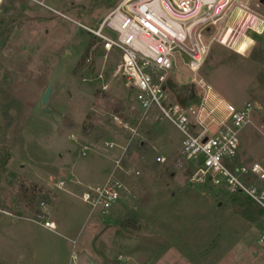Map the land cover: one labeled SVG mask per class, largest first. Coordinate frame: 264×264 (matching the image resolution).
I'll list each match as a JSON object with an SVG mask.
<instances>
[{
    "label": "rangeland",
    "instance_id": "374dc122",
    "mask_svg": "<svg viewBox=\"0 0 264 264\" xmlns=\"http://www.w3.org/2000/svg\"><path fill=\"white\" fill-rule=\"evenodd\" d=\"M123 1L0 0V264H66L94 240L93 256L120 264H264V223L254 225L227 190L188 184L172 125L154 114L131 138L115 124L136 125L135 92L116 71L119 54L82 27L96 28ZM251 38L239 54L213 43L199 72L228 104L253 107L240 134L244 164L264 153V39ZM186 63L177 57L170 76L178 87L192 85ZM119 159L127 196L108 215L90 213L82 192Z\"/></svg>",
    "mask_w": 264,
    "mask_h": 264
},
{
    "label": "built area",
    "instance_id": "2783aa9c",
    "mask_svg": "<svg viewBox=\"0 0 264 264\" xmlns=\"http://www.w3.org/2000/svg\"><path fill=\"white\" fill-rule=\"evenodd\" d=\"M260 1L124 0L96 28H82L101 43L105 52L119 54L116 71L135 92L139 111L136 125L131 127L127 121L113 117L117 127L129 131L132 138L143 122L158 115L182 136L180 163L188 170V184L238 193L258 206L264 217V153L260 161L233 164L240 134L252 125L253 107L249 103L242 108L228 104L199 77L213 43L229 45L237 53V44L247 43L246 50L254 46L252 36L264 39V4ZM180 55L186 57L195 91L189 105L179 104L167 86L171 74L179 73ZM260 135L264 140V127ZM120 170L119 159L103 184L87 186L82 192L80 199L90 213L108 215L127 196L129 190L119 177ZM128 172L139 175L132 169ZM41 227L56 233L52 222L44 221ZM260 240L264 243V236ZM71 243L75 246V241ZM71 258V264H76L75 257Z\"/></svg>",
    "mask_w": 264,
    "mask_h": 264
},
{
    "label": "trees",
    "instance_id": "16d2710c",
    "mask_svg": "<svg viewBox=\"0 0 264 264\" xmlns=\"http://www.w3.org/2000/svg\"><path fill=\"white\" fill-rule=\"evenodd\" d=\"M167 86H168L169 91L172 93L173 97L175 98V100L181 105H189L192 102V100L194 99L195 91H194V87L192 85H186V86L178 87L175 83H173L171 81V79H169ZM140 128H142V125ZM233 164L234 165L240 164L238 157L234 160ZM229 200L230 201L233 200V204L239 210L245 209L244 211H247V214H249V218H251L252 223H256L258 220H263L264 217H263L262 210L258 206H256L252 201L247 199L246 197H244L238 193H233V194L229 195ZM246 202L251 203L257 209H255L253 207L246 206ZM101 256L104 259V262H105L104 264H120L117 261H112V260L106 259V257L104 255H101Z\"/></svg>",
    "mask_w": 264,
    "mask_h": 264
},
{
    "label": "crops",
    "instance_id": "0c3cea01",
    "mask_svg": "<svg viewBox=\"0 0 264 264\" xmlns=\"http://www.w3.org/2000/svg\"><path fill=\"white\" fill-rule=\"evenodd\" d=\"M241 164H244V163H241ZM212 189H210L209 188V191H211ZM263 223H264V218H263V220H261ZM254 225H258V222H256V223H254ZM57 227V226H56ZM66 230V232H73L74 230L73 229H71V227H68V228H66L65 229ZM68 230V231H67ZM74 237H76L75 235H69L68 236V239L67 240H71L72 238H74ZM95 240L92 242V250L90 249L89 251H88V248H87V246H88V244L87 243H84V244H81L80 245V247L78 248V250H77V257H75V263L76 264H103L104 263V259H102L101 257V260L102 261H100L99 259H97L95 256H93V254H92V251L93 252H95ZM76 250V249H75ZM73 252V248H72V250H71V253ZM71 253H70V256H71ZM97 253V252H96ZM96 255V254H95ZM69 256V257H70ZM87 257V258H85V257ZM82 257L84 258V259H82ZM106 257V256H105ZM88 258H90V260L91 259H93V260H91L92 262L90 263V262H88V261H86L85 259H88ZM96 259V260H95ZM106 259H108V260H111V259H109L108 257H106ZM72 263V260H71V258H68L67 259V262H66V264H71Z\"/></svg>",
    "mask_w": 264,
    "mask_h": 264
},
{
    "label": "water",
    "instance_id": "95a60500",
    "mask_svg": "<svg viewBox=\"0 0 264 264\" xmlns=\"http://www.w3.org/2000/svg\"><path fill=\"white\" fill-rule=\"evenodd\" d=\"M260 3L264 4V0H261ZM53 92H54V86L53 85L48 86L47 89L45 90V92L43 93L41 100H40V104H41L42 108H46ZM44 112H45V114H48L49 110L45 109Z\"/></svg>",
    "mask_w": 264,
    "mask_h": 264
},
{
    "label": "bare ground",
    "instance_id": "6f19581e",
    "mask_svg": "<svg viewBox=\"0 0 264 264\" xmlns=\"http://www.w3.org/2000/svg\"><path fill=\"white\" fill-rule=\"evenodd\" d=\"M236 49H237V53H243V50H244V43H240V44H237L236 46ZM254 50V49H253Z\"/></svg>",
    "mask_w": 264,
    "mask_h": 264
}]
</instances>
